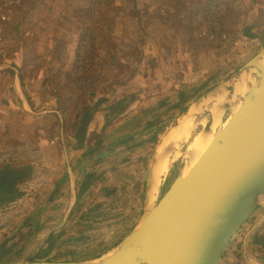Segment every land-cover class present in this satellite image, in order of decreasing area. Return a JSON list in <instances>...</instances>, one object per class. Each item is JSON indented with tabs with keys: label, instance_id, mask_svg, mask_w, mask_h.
Masks as SVG:
<instances>
[{
	"label": "rangeland",
	"instance_id": "rangeland-1",
	"mask_svg": "<svg viewBox=\"0 0 264 264\" xmlns=\"http://www.w3.org/2000/svg\"><path fill=\"white\" fill-rule=\"evenodd\" d=\"M211 1L23 0L14 9L13 20L0 24V65L21 66L23 74L19 83L12 72L0 69V169L28 162L46 168L37 186L28 187L27 192H33L32 198H36L47 183L51 190L55 188L51 180L69 184L68 168L63 166L61 172L55 169L60 160L57 152L60 145L74 147L77 151L66 162L75 177V192L82 200L76 204L66 230L59 234L54 229L48 231L56 225L53 219L44 224L48 222L44 202L30 203L32 199L27 201L30 196L25 193L26 198L10 205L20 192L1 201L0 264L20 259H91L109 252L133 231L144 214L149 165L168 129L196 98L214 92L223 80L211 81L209 75L218 76L228 68L229 76L264 46V0ZM207 3L222 4L224 14L206 11ZM200 7L202 13H194L189 20L191 33L183 15ZM229 17L232 22H241L237 45L218 67H206L200 55L219 44L218 39L223 38L219 23ZM141 20L153 38L149 44L154 52L151 61L141 58L148 54L145 49L139 52ZM92 36L96 51L89 67L87 49ZM185 42H189V51L178 49L176 53L179 45L185 48ZM109 48L111 58L105 54ZM153 60L159 62L152 65ZM203 61L205 65H201ZM161 62L164 65L160 68ZM113 81L115 91L109 85ZM124 91L135 93L133 105L125 109L126 105L109 122L113 117L107 120L104 108L108 103L102 102L90 116L83 147L77 149L84 119L82 108L94 105L101 96L110 101ZM229 112L227 108L223 121ZM135 113L139 120H134L127 130L130 137L125 140L126 132L117 134L116 128ZM126 142L129 146L136 143V155L133 150L130 154L123 152L121 146ZM190 143H181L180 156L174 158L159 185V199L189 159ZM108 152L104 157L109 158L107 165L99 158ZM141 155L147 161L134 158V165L138 161V166L141 164L138 183L133 166L121 169L119 156ZM30 173L35 175L37 169L30 168ZM104 185L110 186L106 193L110 200L102 195ZM64 193L68 197L70 192ZM254 214L242 229H252L258 223L262 211ZM73 222L77 223L72 227ZM230 252L228 249L226 256Z\"/></svg>",
	"mask_w": 264,
	"mask_h": 264
},
{
	"label": "water",
	"instance_id": "water-1",
	"mask_svg": "<svg viewBox=\"0 0 264 264\" xmlns=\"http://www.w3.org/2000/svg\"><path fill=\"white\" fill-rule=\"evenodd\" d=\"M228 82L236 88H228L218 109L225 114L232 103L241 100L239 107L229 112L189 177L179 186V172L150 212L151 165L160 156V142L145 182L144 220L105 253L107 259L99 264H220L258 209L264 218V46L225 77L214 93ZM87 117L81 124V140L87 132ZM212 124L209 117L202 131L208 132ZM95 258L20 259L10 264H91Z\"/></svg>",
	"mask_w": 264,
	"mask_h": 264
},
{
	"label": "crops",
	"instance_id": "crops-1",
	"mask_svg": "<svg viewBox=\"0 0 264 264\" xmlns=\"http://www.w3.org/2000/svg\"><path fill=\"white\" fill-rule=\"evenodd\" d=\"M102 46V45H101ZM100 46V47H101ZM110 48L108 50H105V54H107V57L111 58L112 55L110 53ZM101 56L99 55L98 59ZM104 57V56H102ZM0 69H5L9 72H12L15 76V79L19 80L18 78V70L16 69L14 66L11 65H0ZM15 69V70H14ZM20 83V80H19ZM88 130V129H87ZM130 133H126L125 136L130 135ZM86 135L87 132L85 133L84 138L81 140L79 137V141L81 143L84 144V140L86 139ZM136 145V143L134 142V144L132 146ZM121 148L123 149V152H128L130 154L131 152V146H121ZM77 149H80L77 147ZM75 148L71 147V146H59V151L57 153H59L58 157L60 158V160H58V164L57 167L55 168L57 172H61V169H63V166H66L68 168L67 170V176L68 177V185H64V183H62V180L60 179L57 182L52 181L51 183H56V186L53 190H51L50 188V183H47L43 188H41L38 192V196L35 198H32L34 196L31 195L33 192H27L28 187L29 186H37V184L39 183V181L41 180L42 176H45L46 174V168H44L41 165H38V163H30L28 162L27 164H21L20 167H28V168H32V170H36L37 169V173H35V175H33L32 173H30L27 177L28 179L26 180H22L20 182H17V186H19L18 188L16 187V189L18 190V192H20V195H18V197H15V199L13 201L10 202V205L13 203H16L17 201L22 200L24 198H26V194H28L30 197L26 198L27 201L30 200V203H34L37 201H40V203L44 202V210L45 213L44 217L47 218L48 217V222L44 221V224L46 225L47 223H49L52 219L53 222H56V225L52 228L49 227L48 231L53 230L54 232H57L58 234L60 232H62L63 230H66L67 228V221H69V218L76 206V204L79 201H82L80 198L77 196V193L75 192V180H74V176L71 173L70 170V166L69 163L66 162V160L71 159V156L75 153ZM120 153V152H117ZM133 155H136V151L133 152ZM104 155L101 156L100 159H104L105 156H108L110 153H103ZM74 156V155H73ZM137 157L138 159H140V161H147V159H144L143 156H133L132 158H130V156H128L127 158H121V156H119L120 160H121V169H129L130 166H133V169H135L136 171V181H138V183H140V177H141V167H139L141 164L138 163L136 165L135 164V160L134 158ZM129 158V160L127 161V159ZM105 160V159H104ZM108 159H106V162H103V164H107L108 165ZM8 162H6L7 164ZM67 163V165H66ZM114 163V162H113ZM141 163V162H140ZM55 164H57V162H55ZM26 165V166H25ZM56 166V165H55ZM17 167V168H20ZM110 167V166H109ZM13 168V167H12ZM36 168V169H35ZM119 168V167H118ZM65 169V168H64ZM100 169V168H99ZM26 177V178H27ZM5 178V177H3ZM50 178V177H49ZM51 179V178H50ZM144 181V180H143ZM135 182V180H134ZM23 186L27 187L26 189L23 188ZM109 187L110 186H102L101 190H102V195H104V197H107L106 193L109 191ZM142 189V188H141ZM140 189V191H141ZM68 191L69 190V196L67 197V195L64 193V191ZM26 193V194H25ZM19 194V193H18ZM103 197V196H102ZM39 198V199H38ZM109 200L110 198L107 197ZM105 198H103L100 201H104ZM94 207H96V204H94ZM97 208V207H96ZM107 209V207H106ZM262 217V216H261ZM260 217V218H261ZM263 222L260 223V225L257 227L253 226L252 229H248V230H244L242 229L241 232H239L236 235V240L234 241L233 244H231L229 250H231L230 254H227L228 258L227 260L231 263L233 261H237L239 264H264V218ZM261 219H259L258 221H260ZM75 223L77 222H73L72 223V227L75 226ZM255 228H257V230H255ZM254 229V230H253ZM223 262V260H222ZM221 262V263H222Z\"/></svg>",
	"mask_w": 264,
	"mask_h": 264
},
{
	"label": "bare ground",
	"instance_id": "bare-ground-1",
	"mask_svg": "<svg viewBox=\"0 0 264 264\" xmlns=\"http://www.w3.org/2000/svg\"><path fill=\"white\" fill-rule=\"evenodd\" d=\"M236 88L235 83L228 82L222 87H219L217 92H210L207 97L201 102H195L187 107V109L180 114L176 122L168 129L164 139L162 140L160 146V156L156 162L151 165V207L150 212L156 208L159 201V185L161 184L163 178L167 176L169 167L173 162L174 158L180 156V146L182 142L190 143V153L186 164L180 170V176L178 179L179 186L189 177L195 163L198 161L199 157L203 153L204 149L207 147L208 143L215 136L219 128L224 124L221 114L218 109V104L222 101L226 94ZM244 92V89L240 90ZM241 104V100L234 102L230 105V111L233 113ZM209 117L213 118V124L208 132H203L207 120ZM191 166H190V165ZM190 166V168L188 167ZM144 220V218H143ZM141 219L135 229L137 230L142 224ZM108 254L95 258L91 264H99L105 261Z\"/></svg>",
	"mask_w": 264,
	"mask_h": 264
},
{
	"label": "trees",
	"instance_id": "trees-1",
	"mask_svg": "<svg viewBox=\"0 0 264 264\" xmlns=\"http://www.w3.org/2000/svg\"><path fill=\"white\" fill-rule=\"evenodd\" d=\"M216 1L217 0H212L209 3H215ZM209 3H207L208 7L206 8V11H209L210 13L215 12V15H217V14L223 15L224 14V11L221 10L222 4H216V6H212L213 4H209ZM101 5H105V4H101ZM224 5H227L228 9H229V7L232 8L229 4H224ZM201 8L202 7L189 9V11L186 12L185 15H183V18L188 20V22L186 23V29L189 28L191 33H192V22L189 20H190L191 16L194 15V13H196V12L202 13ZM223 9H225V8H223ZM231 18L232 17H229V19H227L226 22L219 23L222 26L220 35L223 36L222 39H221V37L218 39L219 44H217V46L215 48H212L211 50H206L203 54L200 55V56L205 58L206 67H218L221 64V59L224 56H227L229 53H231V51L236 47L239 32L241 29L240 28L241 22H238V23L232 22ZM94 25L96 26V24H94ZM140 25H141L140 29H142V38H141L140 42H138L139 52H141L142 50L145 49L146 52H148V54L147 55H141V58L145 61H151V58H154V56H153L154 52L152 50H149V44L151 43L150 41H152L151 39H153V38L150 36V33L146 31V29H145L146 26H144L143 20L140 21ZM93 38L94 37L92 36L91 39L90 38L88 39L91 42V44L89 47L87 46L88 47L87 51H88L89 57H88V62H86V63L89 64V67L92 65V61L94 59V54L96 51V49L94 51L95 43H94ZM176 45H177L176 43L173 44V46H176ZM179 47L180 48L177 47L176 53H177L178 49H182V51L186 49L189 51V42L184 43L185 48H182V45H179ZM142 59H141V61H142ZM158 62L159 61H157V60H155V62L153 60L152 65L157 64ZM160 64H161L160 65V68H161L164 64H163V62H161ZM201 65H205V62L203 61V64H201ZM15 67L17 69H19V74H18L19 80L23 81V74H22L21 66L19 67V66L15 65ZM227 70H228V68L225 70L223 69L222 71H220L218 76L216 75L215 77H211V75H209V79L211 81H219L221 79H224L227 76V74H226ZM115 83L116 82L113 81V82H111V84H109L113 91H115L117 88ZM104 93L106 94L105 91H104ZM133 97H135V93L131 92V91H124L122 94L120 93L118 97H115V96L112 97L110 99V101H108V100L105 101L106 99L104 98V96H101L97 99V101L94 105L86 106L85 108H82V115L85 117V115L88 114L87 120L89 122L90 116L94 112V110L98 109V107L101 105L102 102H107L108 104H107L106 108H104L105 111H104V109H103V111H104V113L106 112L107 120L109 119V117H113V118L109 119V120H111L109 122H113L114 118L118 117L117 115H120L119 113L121 112V109H124L126 107V105H127V107L125 109H128L133 105V103H131V101L133 100ZM183 100L185 101V99H183ZM126 102H128V104H126ZM30 107L34 108V106L32 104H30ZM137 116H138V114L135 113V114H132V115L128 116L127 118H125L122 122H119V124L116 128V129H118V131H115V133L119 134V133H123V131L128 133L127 130L129 128H131V125L133 124L134 120H139V116L138 117ZM127 137H130V136H128V135L125 136V140L129 139ZM77 142H78L77 147L82 148L83 143H81L79 141V137H78ZM125 145L128 146L129 143L126 142ZM135 146H137V145H135ZM131 147L132 148H130V149L133 151L137 148V147H133V146H131ZM13 197H11V198H13ZM99 255L100 254L95 255V257H97ZM227 258L228 257L225 254L223 257V263H221V264H239L236 260L230 263L227 260Z\"/></svg>",
	"mask_w": 264,
	"mask_h": 264
},
{
	"label": "flooded vegetation",
	"instance_id": "flooded-vegetation-1",
	"mask_svg": "<svg viewBox=\"0 0 264 264\" xmlns=\"http://www.w3.org/2000/svg\"><path fill=\"white\" fill-rule=\"evenodd\" d=\"M30 174V168L10 167L0 169V203L18 195L17 182L24 180ZM5 177V178H3Z\"/></svg>",
	"mask_w": 264,
	"mask_h": 264
},
{
	"label": "built area",
	"instance_id": "built-area-1",
	"mask_svg": "<svg viewBox=\"0 0 264 264\" xmlns=\"http://www.w3.org/2000/svg\"><path fill=\"white\" fill-rule=\"evenodd\" d=\"M23 0H0V24L11 22L15 15L14 9Z\"/></svg>",
	"mask_w": 264,
	"mask_h": 264
}]
</instances>
